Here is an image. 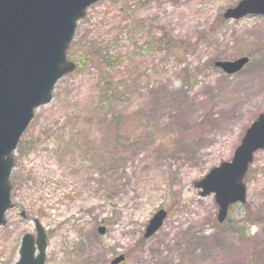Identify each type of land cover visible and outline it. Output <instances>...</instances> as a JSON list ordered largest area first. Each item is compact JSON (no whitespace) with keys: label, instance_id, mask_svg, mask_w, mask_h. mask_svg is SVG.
Segmentation results:
<instances>
[{"label":"rangeland","instance_id":"1","mask_svg":"<svg viewBox=\"0 0 264 264\" xmlns=\"http://www.w3.org/2000/svg\"><path fill=\"white\" fill-rule=\"evenodd\" d=\"M239 1L101 0L88 9L71 47L81 38L119 59L78 66L75 50L77 68L36 109L14 152L16 207L0 226V264L19 259L36 220L45 264H110L120 254L119 264L264 262V148L244 176L246 201L224 222L214 193L195 186L232 160L264 113V16L226 19ZM242 56L250 60L233 74L215 65ZM102 74L128 84L124 102H100ZM160 209L167 217L146 238Z\"/></svg>","mask_w":264,"mask_h":264},{"label":"water","instance_id":"2","mask_svg":"<svg viewBox=\"0 0 264 264\" xmlns=\"http://www.w3.org/2000/svg\"><path fill=\"white\" fill-rule=\"evenodd\" d=\"M99 0H0V226L7 224L6 214L16 204L12 199L11 173L14 152L34 118L35 110L51 102L55 85L71 73L76 64L67 52L79 20ZM247 14L264 15V0H240L224 13L225 18ZM248 56L234 60H217L216 66L228 74L241 70ZM264 148V113L247 128L231 161L213 167L195 186L202 196L215 194L219 205L218 221L228 216L229 206L247 199L243 181L254 153ZM25 216V212H22ZM167 212L160 209L149 221L145 237L156 233ZM37 235L25 233L20 244V257L14 264H45L47 234L36 220ZM105 227L99 228L105 233ZM120 254L111 260L119 264ZM264 264V263H262Z\"/></svg>","mask_w":264,"mask_h":264},{"label":"trees","instance_id":"3","mask_svg":"<svg viewBox=\"0 0 264 264\" xmlns=\"http://www.w3.org/2000/svg\"><path fill=\"white\" fill-rule=\"evenodd\" d=\"M82 39H79V42L77 41V44L74 43L72 47H70L69 55H72V57H75L76 52L75 50L81 51V49L84 51H87L86 59L85 56L82 55L83 52L77 57V60L79 61L78 66L86 63L87 61L92 63L95 62V65L99 66L100 61H104L107 63L110 67L114 66V64L118 61L119 57L116 55H113L111 53L103 52V49L97 48L98 50H92L94 47L90 45V42H87L88 44H85V46H82ZM79 44V45H78ZM75 45L79 46L78 49H75ZM167 47H171V44L168 43ZM97 85L99 87L100 91V102L106 104L109 107L116 106V103H121V101H125V96L127 95V83L114 79H111L110 77L102 74L101 78L97 82ZM120 112H114L112 111V117L117 119V115H119ZM20 148V146H19ZM24 178V177H23ZM17 180V179H16Z\"/></svg>","mask_w":264,"mask_h":264}]
</instances>
